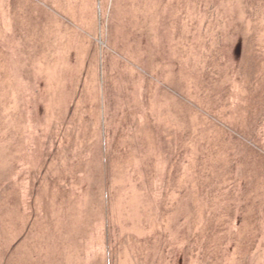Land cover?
Returning <instances> with one entry per match:
<instances>
[{"label": "rangeland", "instance_id": "obj_1", "mask_svg": "<svg viewBox=\"0 0 264 264\" xmlns=\"http://www.w3.org/2000/svg\"><path fill=\"white\" fill-rule=\"evenodd\" d=\"M14 1L0 264H264V0Z\"/></svg>", "mask_w": 264, "mask_h": 264}, {"label": "crops", "instance_id": "obj_2", "mask_svg": "<svg viewBox=\"0 0 264 264\" xmlns=\"http://www.w3.org/2000/svg\"><path fill=\"white\" fill-rule=\"evenodd\" d=\"M25 1L26 0H20V7L18 10L24 11ZM14 2H15L14 0H7L8 8H10L9 12H2L0 10V25L2 26L3 29H12V25L8 24V13L10 14L11 12V15L14 14L13 12L14 4L16 3ZM55 2H56V7L60 12L53 11L52 8H48L49 6L41 5L43 10L40 12L39 20H38V16L28 15L26 14L27 12L26 13L24 12L22 19L27 18L26 22L30 25L34 20H38L39 29H69L68 27L67 28L64 27V25L66 26L69 25L71 27L77 26V24H74L73 21L77 23L80 18V15L78 13H75L76 6L73 5V0H55ZM52 14H58V15L56 17V16H52ZM28 18H30L31 20ZM13 20H15L16 22V19ZM21 24L22 22L19 21L20 28L18 29H22ZM34 28L37 27L27 26V29H34Z\"/></svg>", "mask_w": 264, "mask_h": 264}]
</instances>
